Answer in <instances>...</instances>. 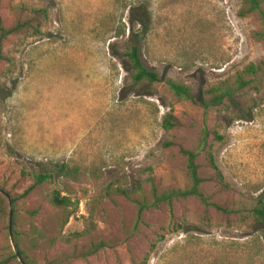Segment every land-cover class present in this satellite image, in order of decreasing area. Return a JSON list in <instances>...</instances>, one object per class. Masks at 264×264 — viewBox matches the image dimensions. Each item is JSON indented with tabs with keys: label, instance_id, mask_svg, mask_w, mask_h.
Instances as JSON below:
<instances>
[{
	"label": "rangeland",
	"instance_id": "obj_1",
	"mask_svg": "<svg viewBox=\"0 0 264 264\" xmlns=\"http://www.w3.org/2000/svg\"><path fill=\"white\" fill-rule=\"evenodd\" d=\"M242 8V0H0L2 25L25 24L2 41L0 61L3 264H21L14 237L24 264H264V226L252 214L264 200V24ZM144 17L139 54L158 75L152 84L132 82L125 55L142 29L132 21ZM169 79L192 99L175 96ZM212 87L234 95L205 109ZM204 132L195 162L206 203L179 197L138 222L153 191L189 186L181 149L197 150ZM38 174L48 177L34 183ZM55 192L68 204L53 205Z\"/></svg>",
	"mask_w": 264,
	"mask_h": 264
},
{
	"label": "trees",
	"instance_id": "obj_2",
	"mask_svg": "<svg viewBox=\"0 0 264 264\" xmlns=\"http://www.w3.org/2000/svg\"><path fill=\"white\" fill-rule=\"evenodd\" d=\"M243 8L240 10V15H245L248 13L257 12L259 14L261 22L264 24V10L261 8V0H242ZM132 22L139 23L142 26V29L135 34V39L133 42L129 45L128 50L125 52V55L128 58V66L127 70L129 71V76L134 83H138L140 81H146L148 84H152L154 82H158L159 78L156 72L153 70L148 69L145 67L141 61L139 50L140 47L138 45V40L142 38V36L146 32V26L147 21L146 18L141 19H135ZM25 24L22 22H17L11 26H4L0 23V61L4 59V56L2 54V41L10 34L19 32ZM249 69L253 71V66H249ZM240 81V80H239ZM167 85L171 92L177 96L187 99H192L190 88L184 84L177 83L173 80H167ZM235 89L231 88H220V87H212L208 89V93L212 94L209 98L203 101V107L205 109H208L210 107H213L214 105H218L222 103V100L224 97H228L231 99V97L234 95ZM9 92L5 94L4 97L8 96ZM170 115H167V117L163 118L162 121V127L165 130H169L173 123L170 119ZM207 147L206 142V133L204 132L201 136L198 145L197 150L192 149H181V152L186 157V167H187V174L190 179V184L186 188H172L169 190H162L161 192H152V200L150 202H139V207L137 211V221H140V214L141 212L149 207L157 208L161 203L166 202L168 205L171 204L172 199H177L179 197H188V196H195L202 202L206 203V198L200 188L201 183L204 181L202 177H200L198 172V165L195 162V158L197 156L198 150H203ZM207 157L208 161L211 164L212 168L215 170L216 175V182L219 184L223 183V176L221 172L218 170L214 157L212 154V151L210 150V147L207 148ZM48 175L45 174H38L34 178V183H40L44 181ZM32 186H29L27 189H25L23 194H26L30 191ZM69 202L68 198L65 196H60L59 192H55L51 197V203L58 207H63L67 205ZM252 214L254 221L260 223L264 226V200L263 196H259L256 199V204L252 208ZM263 239H264V231H263ZM14 243L15 247L17 249V253L21 256L22 260L26 258L25 253L19 248L18 242L16 237H14ZM103 242H97L92 243L90 248L85 251L78 252L77 254H74L75 256L80 257H87V255L94 253L98 248L103 246ZM12 257H17L14 253ZM51 263H54L53 260H50ZM4 262L1 260L0 264H3ZM26 263V262H25ZM28 264V263H27ZM135 264H147L146 258L144 257L142 260H140L138 263Z\"/></svg>",
	"mask_w": 264,
	"mask_h": 264
},
{
	"label": "water",
	"instance_id": "obj_3",
	"mask_svg": "<svg viewBox=\"0 0 264 264\" xmlns=\"http://www.w3.org/2000/svg\"><path fill=\"white\" fill-rule=\"evenodd\" d=\"M8 203H9V230H10V222H11V203H10V200H8ZM15 251V255L17 256L18 260L20 261L21 264H24V262L21 260L19 254L17 253V251L14 249Z\"/></svg>",
	"mask_w": 264,
	"mask_h": 264
}]
</instances>
